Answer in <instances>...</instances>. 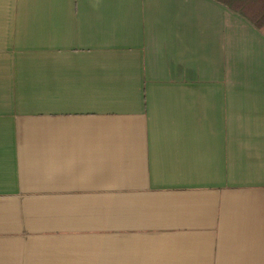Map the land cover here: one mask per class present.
<instances>
[{"label":"crops","instance_id":"1","mask_svg":"<svg viewBox=\"0 0 264 264\" xmlns=\"http://www.w3.org/2000/svg\"><path fill=\"white\" fill-rule=\"evenodd\" d=\"M0 264H264V34L214 0H0Z\"/></svg>","mask_w":264,"mask_h":264},{"label":"trees","instance_id":"2","mask_svg":"<svg viewBox=\"0 0 264 264\" xmlns=\"http://www.w3.org/2000/svg\"><path fill=\"white\" fill-rule=\"evenodd\" d=\"M250 22L264 34V0H214Z\"/></svg>","mask_w":264,"mask_h":264}]
</instances>
